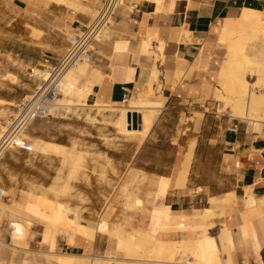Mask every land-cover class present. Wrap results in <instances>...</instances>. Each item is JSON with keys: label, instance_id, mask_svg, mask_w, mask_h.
<instances>
[{"label": "crops", "instance_id": "1", "mask_svg": "<svg viewBox=\"0 0 264 264\" xmlns=\"http://www.w3.org/2000/svg\"><path fill=\"white\" fill-rule=\"evenodd\" d=\"M99 5L100 0H0V122L16 111L18 102L39 83L28 69L58 59L67 45L64 30L86 25L92 16L88 9L96 10ZM243 8L260 12L264 23V0H123L104 35L93 41L87 74L81 77V83L88 88L85 106L97 100L112 106H128L131 102L137 108L130 112L129 127L142 135H126L115 126V132H108L114 141L130 143V149H119L116 156L94 150L95 155L88 158L98 153L103 157L105 153L119 171H124L127 162L139 175L154 180L157 177L156 183L143 188L153 191L154 197L164 203L151 210L147 233L169 244L211 236L218 256V263L213 264H264V122L240 119L232 113V102L223 104L213 96L220 91H214L213 80L218 78L225 56L220 31ZM32 28L39 33L31 34ZM45 51L51 53L48 62L42 59ZM146 85L153 86L154 91L143 96ZM141 97L143 107L137 104ZM71 118L72 115L37 117L28 124L31 144L46 143L52 152L21 147L0 150V182L8 191L5 202L11 204L10 198L20 200L27 195L20 206L26 217L23 206L34 199L28 193L21 196L20 191L57 186L54 179L62 159L55 149L65 146L77 154L74 144H70V134L54 131L55 125L65 126L62 121L70 126ZM41 123L52 129H39ZM188 149L186 171L181 173ZM88 175L90 187L86 183L85 189L105 188L96 183L97 173L91 170ZM162 187L164 194L159 193ZM88 200L83 204L72 200L68 215L96 228L97 223L93 224L102 203L93 197ZM206 204L211 215L212 208L214 211L211 224L204 217L202 206ZM77 206L80 208L75 209ZM164 207L170 208L163 231L175 227L178 223L172 224L173 216L180 214L196 216L197 223L181 222L189 228L179 239L158 238L162 217L154 211ZM223 228L227 231L221 235ZM42 229L43 223L34 220L28 231L29 246L41 241V231L49 228ZM117 241L108 240L98 230L93 237L60 231L55 246L58 252L113 257ZM179 255L176 252L174 264H206L180 260Z\"/></svg>", "mask_w": 264, "mask_h": 264}, {"label": "rangeland", "instance_id": "2", "mask_svg": "<svg viewBox=\"0 0 264 264\" xmlns=\"http://www.w3.org/2000/svg\"><path fill=\"white\" fill-rule=\"evenodd\" d=\"M88 10L92 15L96 13L95 9ZM64 31L65 38L72 32V30ZM105 31L106 30L104 29L100 37L104 35L103 33H105ZM38 33L39 32L36 29L32 28L31 34L37 35ZM88 66L89 64H87L85 70L78 78V85L80 87H85L87 90L88 88L81 83V77L87 74ZM48 67L49 65L45 64L35 67V70H48ZM254 78L255 77L252 74L246 75V79L248 80L247 92H264V89L251 91L249 81L251 82V80ZM213 81L214 91L219 90L216 89V87L218 86V78L214 79ZM223 92L226 93L225 90H223ZM86 94L87 93L81 96L75 93L63 94V96L58 98L56 103H54L55 105L51 108L53 114L52 116L72 115V118L70 119V126H66V121H62V124H65V126L55 125L54 131L57 132L58 130H60L65 133L64 136L70 134V144H74L75 152L77 153V155L79 153L81 155V166L75 173L69 175V163L67 161L64 162L67 155L65 152L68 151V148L65 146H60L57 151L55 149V154L60 155L62 159V161L60 160V168L58 169L54 179L57 186L51 185L50 188H35L30 189V191L32 190L33 192H35V194L44 193L49 199H51L50 196H54L56 200L64 202L71 209L72 206H70L69 203H72V200H76V202L81 204L89 202L88 199H90L91 197L98 200V202L102 203V207L98 212L97 220L100 219L107 223L108 230L101 232L105 233L108 240L112 238L116 241V236L114 235V228L116 226L121 228L123 234L132 238V249L130 250L118 249L114 245V249L116 250V252H112V254L114 255L113 258L115 259L114 263L151 264L149 259L155 258L151 255L148 256V254L150 253V246L146 244V233L148 232L152 221L151 210L155 206L162 204L163 201L162 199H156L154 197L153 191L145 190L143 188L146 185H153L154 182L156 183L157 177L154 180L153 178H149L145 175H139L138 172L132 169V164H129L127 162L124 163V171H119V169H117V167L114 165V161L111 158L107 157L105 153L103 154V157H101V154L98 153L96 154L98 155L97 157L94 156L92 158H88L90 157V155H95L93 152L94 150H104V152L107 151L110 156H116L121 151L119 149H130V143L114 141L113 134L108 132L110 130L114 131L113 127L116 126L114 122L118 118V115L120 113V110L118 109L120 105L112 106L106 103H100L101 105L103 104L105 106H97V102H95L93 104H95L96 106H93V104L90 106H85ZM229 94H231V96L235 95L234 93ZM213 96L215 97V93H213ZM221 101L223 102V104L225 103L224 100ZM226 103L231 102L227 101ZM225 105L228 106V104ZM123 106L125 107L126 105ZM78 107H80V109H78ZM141 111L143 113L144 109H142ZM15 113L16 111H14L12 114L15 115ZM229 113L231 114L230 111ZM9 119L10 116H6L4 121L0 122V132H2L4 126L6 127ZM27 126L22 132H20L16 139L20 140L22 137H24L29 141V144H31L33 138H31V136L28 134L26 129ZM47 128H49L50 130L52 129L50 125H46L45 123H41L39 125V129ZM116 129L121 132L117 126ZM122 132L126 135L138 133L142 137L141 133L138 131L132 132L131 130H129ZM64 136L61 138H64ZM30 148L32 151L40 150L43 152H52V148L47 146L46 143L31 144ZM89 162H92V166ZM91 170L94 173H97L96 183H98L100 187H105L104 189H85L86 183H88V187H90V176L88 175V172H90ZM110 174L114 177L111 178ZM74 182L77 183L74 184ZM0 187L5 188L2 182H0ZM52 187H55L59 190L55 191L52 189ZM60 187H68V189L66 192H61ZM28 191L29 190H21V196L27 194ZM150 195H152V198H150ZM26 198L27 195L20 200H14L10 198L9 202L11 204H3V207L8 210L7 212L0 213V264H61V262L65 260L76 262L77 264H89L94 255L99 257L103 255L100 253H84L80 255H74L61 251L58 252L59 249H57L56 246L54 252H49L48 250L47 252L46 249H43L40 246V240L36 241L32 246H29L27 242L28 231L34 220L41 221L43 223V229L49 228L53 230L54 233L69 230L63 227L51 226L45 220L26 217L22 213V210L20 208L21 204ZM30 199L33 200V198ZM2 202H4V198L2 199ZM79 208V206L75 207V209ZM82 208H85V206H82ZM11 211H14L15 215H13ZM173 211L177 214H179L180 212L179 210ZM212 212L213 213L211 216L214 215L213 208ZM173 217L174 218L172 219V224L183 222L185 225H187V223L191 220H193L192 224L197 223L196 216L194 215H192V217H186L180 214ZM14 219L22 223L24 228L26 227V235L22 244H19L20 248H16L12 244H10L11 237L7 226L8 223ZM97 220L93 225L97 223ZM56 225L58 226V224ZM210 227L211 225L208 227V229H210ZM181 233L182 232L176 231L174 228H169L166 229V231L162 230V232H158L156 234V237L164 238L167 236L168 238H173L174 240H176L180 238ZM38 239H41V237ZM143 252L145 253V255ZM163 259L165 260V258ZM192 262L194 261L192 260ZM177 263L178 262H176L175 264Z\"/></svg>", "mask_w": 264, "mask_h": 264}, {"label": "bare ground", "instance_id": "3", "mask_svg": "<svg viewBox=\"0 0 264 264\" xmlns=\"http://www.w3.org/2000/svg\"><path fill=\"white\" fill-rule=\"evenodd\" d=\"M59 1L61 0H58V2ZM220 32V40L222 42H225V56L218 73V89L220 91L218 90L219 92L215 94V97L224 101L232 102L233 114L241 118L253 119L254 121L259 120L260 122H264V92L248 93V80L246 79L247 74H252L255 77V81L253 82V84H260L264 82V23L261 22V14L258 11H252L243 8L238 17L234 19L229 18V20L225 22ZM88 60L89 59L79 61L76 65L70 67L67 70L66 78L70 82L71 87L63 89L62 95L58 96L54 100V103H56L57 99L62 97L63 94L75 93L81 96L87 93L88 90L85 87H80L78 85V78L85 70L88 64ZM35 72H40L44 75V77L48 75V70L45 69H38L35 70ZM250 84L251 82L249 81V86ZM223 90H225L226 93H223ZM153 91V86L146 85L143 89V96L147 93L150 94ZM251 91L255 90L251 89ZM229 93H234L235 95L231 96V94ZM143 101L144 100H142L141 97L140 100H137V104L142 105L144 103ZM96 102L99 106H105L103 104H100L103 103V101L97 100ZM54 103L53 106L55 105ZM135 108L137 107L134 106V104H132L131 102L128 106L124 107L123 105H120L118 107L120 113L114 124L120 129V131L131 130V128L129 127L131 122L130 112ZM144 118L145 121L148 120V117L146 115L144 116ZM145 132L146 131L144 130L143 133ZM65 153L67 155L64 162L67 161L69 163V175H71L75 173L81 166V155L80 153L78 155L74 154L72 149L70 151L68 150ZM189 155L190 149H188L185 153V167L181 169V173H184L186 171V165ZM67 189L68 187H60L61 192H66ZM159 193L164 194L165 187H162L159 190ZM28 194L33 199L35 198L33 201H27L23 206V210L28 217L47 220L51 223L58 224L59 227H63L71 232H78L89 237H93L94 233L97 230H108V225L103 220H97V227L91 228L88 227L85 223L81 222L77 216H69L68 212L72 211V209L62 201H58L52 198L49 199L44 193L35 194V192H33L32 190H29ZM7 196L8 191L5 188L0 187V213L7 212L8 210L3 207V204L6 203L5 201ZM3 198L4 202H2ZM202 207H204L205 209L204 217L208 219L210 221L209 223L211 224L212 222L210 218L212 216L211 212L209 211V204ZM169 208L170 207H164L163 210L154 211V213H157L162 217V220L160 221L158 226V231H162L166 228L165 219ZM190 227L199 228L197 226ZM7 228L9 229L11 237V243L10 241L9 243L16 248H20L19 244H22L26 235V227L24 228L22 223L14 219L8 223ZM173 228L176 231L185 233V230L189 227L184 226L180 222ZM225 231L227 230L223 228L221 235H223ZM146 234V244L150 246V253L148 254V256L151 255L154 258L160 259L159 262H151V264H174V260L176 259V252L181 253V255H179L178 257V259L180 260L191 259L193 261L203 262L206 264L218 263V256L216 257V243L214 238L211 236H203L200 239L192 241L184 238L183 242L178 241L177 243L168 244L159 242L154 238V236L148 233ZM56 235L57 233H54V231H51L49 229L43 230L40 246L43 249H46V251L48 250L49 252H54L56 245ZM114 235L116 236V239H118L116 245L118 249H132V238L123 234L120 227L116 226L114 228ZM165 253H167V256H165ZM165 257L167 258V260L163 259ZM114 262L115 259L112 256H93L89 264H116ZM61 264L77 263L65 260L62 261Z\"/></svg>", "mask_w": 264, "mask_h": 264}, {"label": "built area", "instance_id": "4", "mask_svg": "<svg viewBox=\"0 0 264 264\" xmlns=\"http://www.w3.org/2000/svg\"><path fill=\"white\" fill-rule=\"evenodd\" d=\"M122 3L123 0H100V5L96 8V13L91 16L90 21L82 27H76L66 37V48L58 59L48 63L46 77L40 72H35L34 67L28 69L30 74L37 76L39 83L36 84L34 91L28 97L25 96L18 102L15 115H10L0 137L2 151L14 146L31 150L26 138L22 137L18 140L16 137L33 119L53 115L51 108L54 100L62 95L63 89L71 87L66 78L67 70L79 61L90 58L93 41L97 40L111 23ZM42 59L44 62H48L51 59V53L43 52ZM254 81L255 78L251 80V89L255 91L264 89V83L253 84Z\"/></svg>", "mask_w": 264, "mask_h": 264}]
</instances>
